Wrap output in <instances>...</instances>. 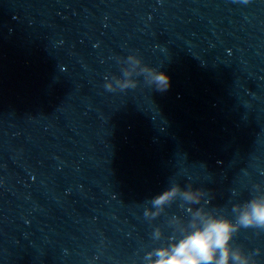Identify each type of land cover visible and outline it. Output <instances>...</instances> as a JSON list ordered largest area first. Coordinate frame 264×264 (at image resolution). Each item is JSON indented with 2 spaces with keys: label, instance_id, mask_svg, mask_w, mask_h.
Instances as JSON below:
<instances>
[{
  "label": "clouds",
  "instance_id": "9594fccd",
  "mask_svg": "<svg viewBox=\"0 0 264 264\" xmlns=\"http://www.w3.org/2000/svg\"><path fill=\"white\" fill-rule=\"evenodd\" d=\"M242 2L248 3L249 0ZM128 60L139 67L137 76H143L150 86H155L161 92L168 90L170 77L165 72L145 65L140 57L129 56ZM122 75L124 82L119 85L121 91L137 87V83L130 79L129 72L124 71ZM105 88L113 91L109 85H105ZM202 191L201 188H182L179 183H173L151 199V206L160 208L177 197L189 205L199 204ZM231 211L234 219L196 209L178 239L170 236L168 246L155 248L148 253V264H250L248 253L234 244V237L242 228L264 231V195L254 194L243 204H234ZM145 215H148L147 210ZM153 237L160 239L159 229L154 230Z\"/></svg>",
  "mask_w": 264,
  "mask_h": 264
}]
</instances>
